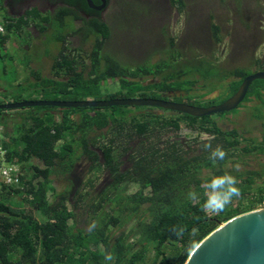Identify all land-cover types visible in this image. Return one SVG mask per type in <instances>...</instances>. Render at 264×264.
<instances>
[{"label":"trees","instance_id":"obj_1","mask_svg":"<svg viewBox=\"0 0 264 264\" xmlns=\"http://www.w3.org/2000/svg\"><path fill=\"white\" fill-rule=\"evenodd\" d=\"M219 1L236 6V20L242 21L243 30L238 39L248 53L253 48L251 55L243 50L237 58L264 66L254 56L264 44V30L253 17L246 21L248 2ZM171 3L179 13L187 9L184 0ZM253 3V9L247 8L262 14L261 2ZM2 7L0 0L4 74L10 58L7 43L20 37L24 26L32 23L46 33L55 20L65 25L72 18L70 9L59 8L56 15L34 11L13 23L1 13ZM195 30H202L204 48L201 43L189 45L185 37L178 41L169 37L165 49L172 54L158 52L157 61L132 69L104 51L110 38L106 22L83 21L78 29L57 36L61 49L50 74L44 76L28 63L30 75L17 88L45 96L41 100L173 98L201 108L222 104L253 73L244 65H233L232 55L221 60L217 46L224 40L222 25L207 22ZM245 33H252L251 41L248 35L241 38ZM75 36L84 42L94 38L92 49L72 47L68 41ZM110 82H117L120 90L101 97L103 86ZM4 84L0 78L1 93ZM248 109L255 112L241 126L236 118ZM256 124L258 135L253 129ZM184 129L197 136L159 142L161 136ZM218 147L226 152L223 161L210 159V152ZM2 162L17 166L19 179L13 184L0 181V264H184L220 224L261 208L264 80L251 84L237 109L204 117L140 106L0 110ZM224 174L235 177L240 195L211 214L203 207L202 185ZM102 176L106 181L101 183ZM132 187L136 189L131 191ZM190 192L199 198L191 199ZM173 229L183 231L177 236ZM108 254L111 261L105 259Z\"/></svg>","mask_w":264,"mask_h":264},{"label":"rangeland","instance_id":"obj_2","mask_svg":"<svg viewBox=\"0 0 264 264\" xmlns=\"http://www.w3.org/2000/svg\"><path fill=\"white\" fill-rule=\"evenodd\" d=\"M184 1L187 4V9L183 13H179L177 8L172 5L171 0L169 2L168 0H110L109 10L105 14V18L108 21L107 24L110 27V38L105 44L104 51L116 57L123 63L124 67L133 69L143 64H149L152 59L153 62L157 61L161 57L156 55L158 52L172 54L171 51L165 49L167 42H169V37L175 38L176 41L185 37V39H188L189 45L201 43V47L204 48L202 30L198 32L194 31V28L207 23V15L210 11L217 15L220 14L222 18L221 25L224 40L222 44L217 46L221 60H226L232 55L234 59L236 58L232 62L233 65H244L252 73L264 71V66L254 67L250 61L246 62L241 60L242 58H237L241 51L244 50L243 52L247 51L248 53L249 50H246L245 45H242L238 39V34L243 33L242 25H240L242 21L236 20L237 15L235 17L234 14L229 13V9H236L235 6H229V3L224 4V6L219 0ZM246 1L252 9L255 7L253 2L256 0ZM259 1L261 2L259 8H261L263 13L253 14V18L255 19V24L264 30V0ZM186 13H188V19ZM256 19L259 21H256ZM78 28L72 23L71 19H67L65 25H62L57 19L48 27L46 33L38 39L28 38L22 32L21 36H18V40H13L7 46L10 58L5 62L7 65L6 74L2 71L3 63H0V78L5 82L4 86H2L5 91L0 92V102L5 104L14 103L15 101H33L34 99L41 100L42 97H45L17 88L19 83L30 75V70L26 65L31 63V68L40 70L44 76L49 75L52 61L61 49V43L57 40V36L65 30L71 31ZM247 32H250V30H247ZM251 34L245 33L241 38L246 39V35H248L249 41H251ZM69 44L75 47L73 39L70 40ZM21 45L28 46L29 50L23 51ZM89 48L90 46L86 47L87 50ZM249 49L250 52L248 54L251 55L253 48ZM192 52H195V50H192ZM247 53L243 54L245 55L244 58L248 56ZM254 56L263 60L261 64L264 65V44L254 51ZM15 77L18 78L17 82H14ZM102 89L101 97L105 98L109 93L119 91L120 87L117 82H110L104 85ZM49 97L50 99L55 98V96ZM169 101H173V98H170ZM254 112V109H248L247 113L242 110L241 114L236 118L237 123L243 126L248 116L252 117ZM255 126L253 128L254 133L258 135L259 127L257 124ZM167 136L161 138V140L187 141L195 138L197 134L184 129L182 132L169 133ZM203 137L206 136L203 135ZM82 166H85V163ZM104 181H106L105 176H102L101 183ZM135 189L136 187H132L131 191ZM208 211L211 214L218 212ZM36 217L42 219L40 214H36Z\"/></svg>","mask_w":264,"mask_h":264},{"label":"water","instance_id":"obj_3","mask_svg":"<svg viewBox=\"0 0 264 264\" xmlns=\"http://www.w3.org/2000/svg\"><path fill=\"white\" fill-rule=\"evenodd\" d=\"M92 5V0H89ZM99 10L107 5L101 0ZM255 80H264V71L245 78L234 96L222 104L201 108L189 104L151 98H126L113 100L57 101L37 100L6 103L0 110L29 107L58 108H108L113 106L157 107L163 110L204 117L237 109L244 101L249 87ZM184 264H264V208L238 215L204 238L191 252Z\"/></svg>","mask_w":264,"mask_h":264},{"label":"flooded vegetation","instance_id":"obj_4","mask_svg":"<svg viewBox=\"0 0 264 264\" xmlns=\"http://www.w3.org/2000/svg\"><path fill=\"white\" fill-rule=\"evenodd\" d=\"M169 2V0H168ZM102 5L101 0H92V5L89 3V0H3V7L1 13L9 17L10 22L17 23L22 18H24L29 12L37 11L42 15H56L59 8H68L71 10L72 14V23L77 27H80L83 24V21H90L91 19L97 18L101 21L108 23L105 18V14L109 10L110 0H107V5L103 10H99V7ZM170 7V5H168ZM225 6V5H224ZM229 6H235L232 3H229ZM236 7V6H235ZM246 7V21L251 22L253 19V13L251 8ZM236 10V9H235ZM233 8L229 9V13L234 14L236 17V11ZM1 19V18H0ZM220 14H215L214 12H208L206 21L216 25H221ZM229 21V20H228ZM262 22V21H261ZM210 25V24H209ZM209 31V30H208ZM22 32L28 38L38 39L43 36L45 33L35 27L32 23L28 26L22 28ZM14 38V37H13ZM18 38L10 39L7 43V46ZM75 42L76 49H83L87 51L86 47L90 46L89 50L92 49L94 38H89L85 42L80 37H71ZM107 43V42H106ZM22 50H29L28 46L21 45ZM25 48V49H24ZM109 53V52H107ZM161 138H163L161 136ZM160 143H166L167 141L161 140Z\"/></svg>","mask_w":264,"mask_h":264},{"label":"clouds","instance_id":"obj_5","mask_svg":"<svg viewBox=\"0 0 264 264\" xmlns=\"http://www.w3.org/2000/svg\"><path fill=\"white\" fill-rule=\"evenodd\" d=\"M205 149H209L210 145H204ZM226 152L221 148H216L210 152V159L213 161H223L225 159ZM237 181L235 177L224 174L213 176L211 179L206 180L203 187V195L205 197L203 201V207L210 211H222L227 205L230 204L233 197L240 195V190L236 186ZM189 197L191 199H198V193L190 192ZM182 229H173L174 234L179 236L182 233ZM105 259L111 261L113 257L111 254L105 256Z\"/></svg>","mask_w":264,"mask_h":264},{"label":"built area","instance_id":"obj_6","mask_svg":"<svg viewBox=\"0 0 264 264\" xmlns=\"http://www.w3.org/2000/svg\"><path fill=\"white\" fill-rule=\"evenodd\" d=\"M5 29L4 25L0 20V34H4ZM19 179V169L17 166H9L5 163H1L0 165V181H3L6 184L17 183ZM261 208H264V196L261 202Z\"/></svg>","mask_w":264,"mask_h":264},{"label":"bare ground","instance_id":"obj_7","mask_svg":"<svg viewBox=\"0 0 264 264\" xmlns=\"http://www.w3.org/2000/svg\"><path fill=\"white\" fill-rule=\"evenodd\" d=\"M62 101V100H61Z\"/></svg>","mask_w":264,"mask_h":264}]
</instances>
